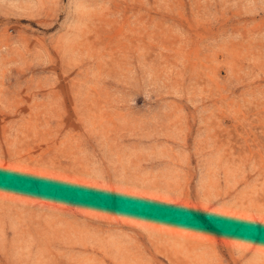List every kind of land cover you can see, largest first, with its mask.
I'll return each mask as SVG.
<instances>
[{
	"label": "rangeland",
	"instance_id": "374dc122",
	"mask_svg": "<svg viewBox=\"0 0 264 264\" xmlns=\"http://www.w3.org/2000/svg\"><path fill=\"white\" fill-rule=\"evenodd\" d=\"M0 264H264V0H0Z\"/></svg>",
	"mask_w": 264,
	"mask_h": 264
}]
</instances>
